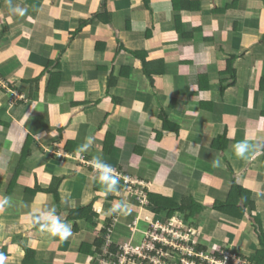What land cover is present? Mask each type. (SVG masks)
I'll list each match as a JSON object with an SVG mask.
<instances>
[{"label":"crops","instance_id":"crops-1","mask_svg":"<svg viewBox=\"0 0 264 264\" xmlns=\"http://www.w3.org/2000/svg\"><path fill=\"white\" fill-rule=\"evenodd\" d=\"M226 133L223 151L215 149ZM245 141L238 156L234 146ZM100 164L145 183L148 205L129 190L114 194L121 178L113 185ZM233 185L245 192L242 220L213 209ZM150 193L176 204L191 197L202 209L191 223L167 218ZM112 194L124 202L112 204ZM82 207L92 208L97 228L70 218ZM111 217L108 242L117 249L143 240L146 219L175 218L198 232L197 251L219 248L249 264L256 257L263 0H0V264H100L109 249L92 256L89 247ZM55 218L71 228L66 239L43 227Z\"/></svg>","mask_w":264,"mask_h":264},{"label":"built area","instance_id":"built-area-1","mask_svg":"<svg viewBox=\"0 0 264 264\" xmlns=\"http://www.w3.org/2000/svg\"><path fill=\"white\" fill-rule=\"evenodd\" d=\"M122 179L128 187L130 196L145 208L148 204L143 197V191L148 186L133 179L125 177ZM146 221L149 223V228L140 243H136L133 239L119 245L117 252L107 254L100 260V264H177V262L180 264H245L235 256L222 251L219 252L218 258L211 256L210 253L197 251L195 248L197 241L194 238L199 237V234L187 228L180 220L173 218L166 221L151 219ZM110 233L111 230H109ZM187 235L190 239L184 238Z\"/></svg>","mask_w":264,"mask_h":264},{"label":"trees","instance_id":"trees-1","mask_svg":"<svg viewBox=\"0 0 264 264\" xmlns=\"http://www.w3.org/2000/svg\"><path fill=\"white\" fill-rule=\"evenodd\" d=\"M263 4H264V0H263ZM183 6L184 5H182V9L185 8ZM186 8H188L187 10H192V11L194 10L192 7L190 8V6L186 7ZM234 60H235V57L229 59V61L226 62V63H228L227 66L231 67V64ZM168 129H170V128H167V126L165 125L164 130L168 131ZM171 130H174V132H175L174 139L179 140L180 139V132H178V129L177 128H174V129L171 128ZM165 135L166 134L163 132H158L156 137H155V141L161 143L163 141V138L165 137ZM167 137H169V136H167ZM227 139L228 138H227V133H226L220 137H216L214 139L212 145L214 146L215 149L218 148V150L221 151L226 146L225 143L227 142L226 141ZM31 143H32V138L29 137L27 140L26 146L24 147V149L22 151V156H21L22 158L25 159V157H27L30 154V150L28 148H29V146H31ZM113 143H114V141H113ZM162 148L164 149L165 146ZM165 149H167V148H165ZM135 153H137V152H135ZM17 160H18V162L21 161V164L19 166V168L21 169V166H23V164L25 162L23 160H21V158H19V157ZM17 169H18V167H17ZM16 178H14V180H13L12 184H10L9 188H11L12 185L13 186L16 185L15 184L16 180H17ZM118 184L119 185H116L113 188L114 194L117 193L118 191L122 190V189H123V191L125 190V192L128 191V188L126 187V185L124 183V179L121 178V180H119ZM57 185H58V182H57ZM55 187L50 188V191H51V189L54 191L56 189ZM107 187L110 188V186H107ZM8 192H9V190L7 191V193ZM27 193H28V191H27ZM114 194H112V196L108 195L107 198L111 201L112 204H116L118 207L119 203L124 202V198H119V197L115 196ZM244 195H245V192H243V190L240 187L233 185L231 188V191L229 193V196H228V201L226 203L216 202L213 206V209L215 211H217V213L223 214L224 216L234 218L237 220H242L244 218V216L242 215V213L244 212V209L240 208L238 201L242 200V198H245ZM149 196H150V202L152 203V206L154 208V212H156L157 214H160L162 216H165L167 218H171L172 216H174L176 214H180V215L184 216L186 222L191 223L195 219V216L197 214H199L201 209H202V207L198 203H196L195 200L191 197H183L181 203L176 204V203H174V201L171 198L161 196L160 194L150 193ZM131 197L132 196H130V198ZM244 203L246 204L245 201H244ZM91 212H92L91 207H87V208L82 207V208H79V209L73 211V213L70 215V218L72 219L73 215H78V217L80 219H85L86 221L93 224V226L95 228H97L98 227L97 223L94 221V217L92 216ZM114 213H116V212L114 211ZM114 219H115V217H111V219L107 220V224H108L107 228L102 229L101 231L98 232V235L100 237L96 240V243L94 244V246L89 247L90 250L88 248V250L92 256H94V254H95V256L96 255L98 256L99 254H101L105 247L109 248L108 254L113 253V252L114 253L117 252L116 251L117 250L116 245L108 242L109 230H110L109 228H111L112 225L114 224ZM258 226H260V225H258ZM256 234L259 238L261 247L258 249L257 254L255 255L256 257H254L251 260L250 264H264V232L262 231L261 227H259V229L256 228ZM94 248L96 250L93 252ZM199 249L203 252L210 253L211 256H217V258H218L219 252L221 251L220 250L219 252H216V251L212 252L207 247H199ZM29 252L30 251L28 250L27 255H29Z\"/></svg>","mask_w":264,"mask_h":264},{"label":"clouds","instance_id":"clouds-1","mask_svg":"<svg viewBox=\"0 0 264 264\" xmlns=\"http://www.w3.org/2000/svg\"><path fill=\"white\" fill-rule=\"evenodd\" d=\"M91 143H92V138L88 137L87 143L84 145V147L87 148L88 146L91 145ZM234 149L238 156L243 157L245 153L248 151L249 145L246 141L241 142V143L236 144L234 146ZM216 164L218 166L219 161H217ZM100 167L105 170L106 175L104 178L111 180L112 184L115 185L118 182V178L116 176L110 175L114 171V169H112L111 166L107 164H100ZM7 202H8L7 198H5V203ZM43 227L46 230L52 232L53 234H58L62 238H65V239L71 235V228L67 224L61 223L58 218L53 219L50 225L49 223H45Z\"/></svg>","mask_w":264,"mask_h":264},{"label":"rangeland","instance_id":"rangeland-1","mask_svg":"<svg viewBox=\"0 0 264 264\" xmlns=\"http://www.w3.org/2000/svg\"><path fill=\"white\" fill-rule=\"evenodd\" d=\"M97 168H99V167H97ZM117 175H119V174H116V175H114V176H116L118 179L119 178H122L123 176H121V175H119V176H117ZM132 198V197H131ZM133 202V204H135V202L134 201H132ZM138 205V204H137ZM193 234H194V232H192ZM191 233V235L193 236V234ZM195 233L198 235V232L197 231H195ZM184 238L185 239H190V236H184ZM192 240H193V238H191ZM195 240H197V237H195L194 238ZM191 243H192V241H191ZM194 244H195V242H193ZM197 244V243H196ZM195 244V245H196ZM195 247H197V246H195ZM107 249H109V248H107ZM221 249H219V248H212L210 251H216V252H218V251H220ZM244 262V261H243ZM245 264H249V263H247V262H245Z\"/></svg>","mask_w":264,"mask_h":264}]
</instances>
